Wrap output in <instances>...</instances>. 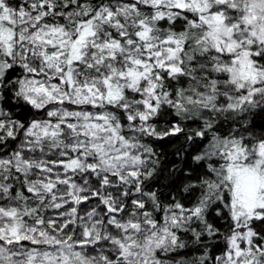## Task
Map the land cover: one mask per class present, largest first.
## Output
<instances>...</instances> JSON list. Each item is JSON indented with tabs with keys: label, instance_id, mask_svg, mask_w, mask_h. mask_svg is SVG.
Wrapping results in <instances>:
<instances>
[{
	"label": "snow or ice",
	"instance_id": "snow-or-ice-1",
	"mask_svg": "<svg viewBox=\"0 0 264 264\" xmlns=\"http://www.w3.org/2000/svg\"><path fill=\"white\" fill-rule=\"evenodd\" d=\"M258 120L264 0H0V264H264Z\"/></svg>",
	"mask_w": 264,
	"mask_h": 264
},
{
	"label": "trees",
	"instance_id": "trees-1",
	"mask_svg": "<svg viewBox=\"0 0 264 264\" xmlns=\"http://www.w3.org/2000/svg\"><path fill=\"white\" fill-rule=\"evenodd\" d=\"M258 128L257 131L264 130V121H257ZM179 146L178 141L173 142H158L155 145L156 151L161 153L160 159L161 161L168 162L169 167L171 164L178 163L179 161L172 154L177 150ZM218 254V253H217Z\"/></svg>",
	"mask_w": 264,
	"mask_h": 264
}]
</instances>
